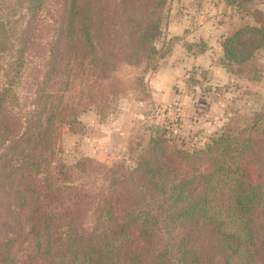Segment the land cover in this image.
<instances>
[{
    "label": "trees",
    "instance_id": "obj_1",
    "mask_svg": "<svg viewBox=\"0 0 264 264\" xmlns=\"http://www.w3.org/2000/svg\"><path fill=\"white\" fill-rule=\"evenodd\" d=\"M21 2L20 23L0 13V264H264V110L192 150L155 126L131 164H68L56 150L60 123L132 81L140 90L166 0H59L50 15L49 0ZM43 25L51 43L24 101ZM263 46L264 22L246 25L224 38L222 62Z\"/></svg>",
    "mask_w": 264,
    "mask_h": 264
},
{
    "label": "rangeland",
    "instance_id": "obj_2",
    "mask_svg": "<svg viewBox=\"0 0 264 264\" xmlns=\"http://www.w3.org/2000/svg\"><path fill=\"white\" fill-rule=\"evenodd\" d=\"M49 1L47 15L59 2ZM24 6L21 0H0V13L20 18V23ZM263 22L264 0H166L162 33L154 42L158 52L143 74L140 90L132 81V87L109 99L108 107L91 103L73 127L60 123L56 150L68 164L82 157L131 164L129 147L146 145L155 126L167 125L172 147L192 150L210 143L230 117L243 125L245 118L264 110V46L244 65L229 66L222 62V42L237 29ZM52 32L50 25L35 32L42 39L27 62L24 101L37 80L43 62L38 59L49 49ZM6 59L0 54V66ZM76 89L84 90V83Z\"/></svg>",
    "mask_w": 264,
    "mask_h": 264
}]
</instances>
